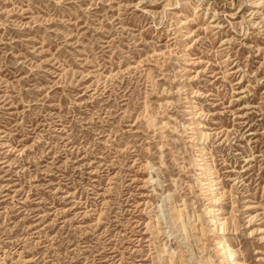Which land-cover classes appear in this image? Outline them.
<instances>
[{
  "label": "rangeland",
  "instance_id": "374dc122",
  "mask_svg": "<svg viewBox=\"0 0 264 264\" xmlns=\"http://www.w3.org/2000/svg\"><path fill=\"white\" fill-rule=\"evenodd\" d=\"M0 264H264V0H0Z\"/></svg>",
  "mask_w": 264,
  "mask_h": 264
},
{
  "label": "bare ground",
  "instance_id": "6f19581e",
  "mask_svg": "<svg viewBox=\"0 0 264 264\" xmlns=\"http://www.w3.org/2000/svg\"><path fill=\"white\" fill-rule=\"evenodd\" d=\"M223 248L226 249V245H224Z\"/></svg>",
  "mask_w": 264,
  "mask_h": 264
}]
</instances>
